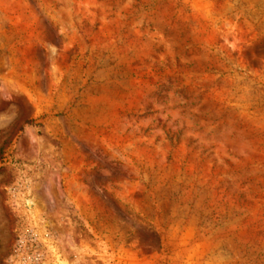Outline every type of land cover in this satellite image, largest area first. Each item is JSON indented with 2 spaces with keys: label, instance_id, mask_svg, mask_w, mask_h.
Segmentation results:
<instances>
[{
  "label": "rangeland",
  "instance_id": "obj_1",
  "mask_svg": "<svg viewBox=\"0 0 264 264\" xmlns=\"http://www.w3.org/2000/svg\"><path fill=\"white\" fill-rule=\"evenodd\" d=\"M0 264H264V0H0Z\"/></svg>",
  "mask_w": 264,
  "mask_h": 264
}]
</instances>
